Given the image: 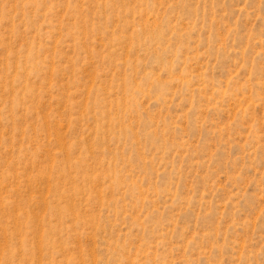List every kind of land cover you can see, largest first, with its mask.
Here are the masks:
<instances>
[{
  "label": "rangeland",
  "instance_id": "374dc122",
  "mask_svg": "<svg viewBox=\"0 0 264 264\" xmlns=\"http://www.w3.org/2000/svg\"><path fill=\"white\" fill-rule=\"evenodd\" d=\"M0 264H264V0H0Z\"/></svg>",
  "mask_w": 264,
  "mask_h": 264
}]
</instances>
